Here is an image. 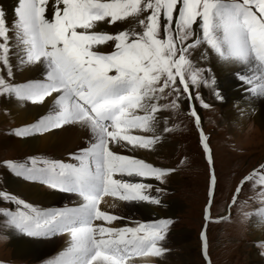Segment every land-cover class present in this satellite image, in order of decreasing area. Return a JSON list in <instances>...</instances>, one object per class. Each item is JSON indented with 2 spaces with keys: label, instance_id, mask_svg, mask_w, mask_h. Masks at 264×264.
I'll list each match as a JSON object with an SVG mask.
<instances>
[{
  "label": "snow or ice",
  "instance_id": "1",
  "mask_svg": "<svg viewBox=\"0 0 264 264\" xmlns=\"http://www.w3.org/2000/svg\"><path fill=\"white\" fill-rule=\"evenodd\" d=\"M15 17L8 24L0 10V96L49 107L11 134L57 135L74 126L87 138L67 160L38 155L0 160V167L17 177L78 197L72 206L46 209L0 191V201L15 206L0 207V226L29 237L66 235L65 247L41 264H141L136 258L164 256L170 218L116 226L124 218L102 210L101 203L113 197L162 206L165 189L159 185L177 168L119 149L156 151L180 127L168 119L174 113L193 122L207 157L200 234L207 258V225L229 217L211 212L216 161L197 103L213 107L202 88L222 100L207 67L213 58L237 66L233 74L248 86V95L264 98V0H18ZM31 68L39 78L15 82L17 72ZM125 177L154 179L158 185ZM245 183L259 186L264 204V163L242 177L229 207L238 202ZM244 215L264 226V207ZM259 246L264 248V241Z\"/></svg>",
  "mask_w": 264,
  "mask_h": 264
},
{
  "label": "rangeland",
  "instance_id": "2",
  "mask_svg": "<svg viewBox=\"0 0 264 264\" xmlns=\"http://www.w3.org/2000/svg\"><path fill=\"white\" fill-rule=\"evenodd\" d=\"M13 63H15L14 59ZM218 86L216 81V89ZM201 95L213 106L205 109L197 103L202 118L203 131L210 138L216 161L218 182L211 212L213 217L219 215L229 217L225 221L207 225V258L202 254L200 234L205 224L204 209L206 207L209 171L206 163L207 157L198 144V129L187 116L176 117L174 113L168 114L169 121L179 123L180 127L168 135L155 155L157 166L177 168V171L169 176L165 184L159 185L165 189V192L161 194L163 201L161 207L163 209L161 208L160 211H164L163 214L166 215L157 213L148 217L140 212L129 214L127 211V215L125 214L121 223L134 226L137 223L151 222L160 218L172 220L165 244L169 251L162 257L149 256L143 260L139 257L138 260L141 264H208V260L211 261V264H250L254 253L264 263V248L259 246L264 239H254L249 235L255 217H245L244 215L245 212L254 213L260 207H264L259 196V186H254L253 183H245L238 202L229 207L234 190L242 177L251 173L253 169H258L260 163H264V129L256 124L252 118L248 119L246 125H236V123L226 121L222 111L223 96L220 94L222 100H217L209 88H202ZM2 97L0 96V160H24L32 155L57 159L58 155L52 150L44 152L25 149L12 151L1 145L4 137L12 135V129L21 126V124L10 119V112H6L8 114L6 115L8 116L7 119H2ZM186 107L187 104L182 105V108ZM7 172L9 171L6 168L0 167V191L9 192L33 206L48 209L49 205L31 202L23 195L13 192L4 181V175ZM17 178L25 180L20 177ZM127 178L144 183H148L149 180L139 177ZM151 184L155 187L158 182L155 181ZM42 186L45 189H51L45 185ZM152 194L155 195L154 192ZM174 199L179 203L177 207L179 209L175 213L167 214L170 212L167 204ZM143 203L146 206L148 204V202L139 201L138 205L145 209ZM0 207L13 209L15 206L0 201ZM13 231H5L0 226V264H41L43 260L54 256L58 250L61 251L65 247L63 241L58 248L39 257L30 253L19 255L12 245ZM61 235L63 234L58 236ZM24 236L33 239L49 238L29 237L23 234Z\"/></svg>",
  "mask_w": 264,
  "mask_h": 264
},
{
  "label": "bare ground",
  "instance_id": "3",
  "mask_svg": "<svg viewBox=\"0 0 264 264\" xmlns=\"http://www.w3.org/2000/svg\"><path fill=\"white\" fill-rule=\"evenodd\" d=\"M17 6L18 0H0V10L5 12V18L8 24H12L15 20V8ZM123 26L129 27L131 25L125 24ZM106 30L114 32L117 28L115 26H107ZM198 55L199 52L194 53V57ZM13 59L15 61V57H13ZM207 67L211 68V71L215 75L216 81L219 84L217 91H219V93L223 96L224 102L222 104V111L225 115L226 121L236 123V125H246V123H248L247 121H249L248 119L252 118L256 124L260 125L264 129V98L252 99L248 95V86L240 82L233 74L239 70L237 66H223L217 62L215 58H213L209 61ZM39 76L40 72L35 68H31L25 71L17 72L15 82H24L28 79L39 78ZM2 103V119H7L6 117L8 116L6 115L8 114L6 112H10V119H13V121L21 125L33 122L39 115L45 114L49 107L48 104L37 106L31 104L30 102H18L14 98L9 99L4 96L2 97ZM66 128L67 131L61 132L57 135H50L46 133L27 138H18L13 135H8L3 138L1 145L12 151L25 149L44 152L52 150L58 155L57 159L67 160L69 152L75 151L78 147L84 146L87 133L85 130L74 126H66ZM158 148H160V145L157 146V149ZM119 151L123 154L134 155L137 158L144 159L147 162L156 165L155 155L157 150L153 152L141 149L133 152L129 149H119ZM4 176V181L13 192L23 195L31 202L41 205H49L48 209L62 208L65 205L72 206L78 201V197L75 194L65 193L59 190L45 189L37 182L18 179L17 177L12 176L9 172H7ZM125 179L128 178L125 177ZM154 182V180H148V183ZM105 201L106 202L102 201L101 203L102 210H107L119 217H124L125 214L127 215V211L129 214L140 212L148 217L151 214L155 215L157 213H160V215H166L163 214L164 211H160L162 208L161 206H155L150 203H148L147 206L143 203L145 209H142L139 207L140 205H138L139 201L124 202L113 197H106ZM111 205H115V207H111ZM167 205L170 210L167 214L175 213L179 209L177 208L179 203L175 199L168 202ZM114 224L116 226L125 225L121 223V221L114 222ZM58 235L59 234L51 236L48 239H33L25 236L23 237V234L13 231L12 245L13 248L16 249V253H19V255L30 253L39 257L53 251L55 248H58L63 241V243H65L64 245H66L67 236L65 235L66 237H64L63 235ZM249 235L254 239H264V226H257L253 222L250 227ZM136 259L138 260V258ZM141 259H146V257H141ZM250 264L264 263L261 258L254 253Z\"/></svg>",
  "mask_w": 264,
  "mask_h": 264
}]
</instances>
